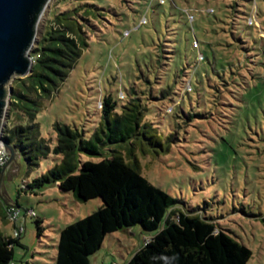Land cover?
Instances as JSON below:
<instances>
[{"label":"rangeland","instance_id":"rangeland-1","mask_svg":"<svg viewBox=\"0 0 264 264\" xmlns=\"http://www.w3.org/2000/svg\"><path fill=\"white\" fill-rule=\"evenodd\" d=\"M232 3L244 11L239 0H49L38 26L60 10L82 5L99 8L101 16L91 20L87 47L36 122L51 148L54 122L89 136L104 95L121 98V88L145 73L155 52L164 49L169 64L179 51L178 66L193 72L192 91L186 94L190 74L183 73L169 100H161L153 85L147 97L154 104L150 126L176 130L177 141L158 157L137 150L139 171L178 206L204 211L246 246L251 251L247 264H264V0H253L251 16L230 15ZM102 157L111 154L102 151ZM58 162L49 155L29 169L19 159L3 174L0 208L18 207L17 221L24 228L13 264H53L59 231L102 204L100 199L77 202L55 185L20 191L23 182ZM30 211L36 218L26 215ZM36 219L41 221L39 237ZM6 220L0 218V231L11 236L12 222ZM148 235L139 226L109 235L90 264H123Z\"/></svg>","mask_w":264,"mask_h":264},{"label":"trees","instance_id":"trees-1","mask_svg":"<svg viewBox=\"0 0 264 264\" xmlns=\"http://www.w3.org/2000/svg\"><path fill=\"white\" fill-rule=\"evenodd\" d=\"M239 2L244 11L236 9L234 2L230 15L251 16L253 0ZM99 10L93 5L60 10L38 26L29 51L30 74L12 81L4 113L2 139L16 150L17 160L22 159L32 169L49 155L59 158L44 174L30 183L23 182L20 191L34 193L55 185L62 192H70L77 202L100 199L102 203L96 211L59 231L53 264H90V257L102 247L107 236L135 226L150 235L123 264H247L251 251L246 246L218 228L204 211L178 206L176 200L139 171L137 150L142 155L158 157L168 153L177 141L176 130L150 126L154 104L147 97L153 85L158 87L161 100H169L183 73L190 74L186 94L192 91L193 72H184L183 65L178 66L179 51L174 52L176 56L169 64L164 62V49L155 52L149 57L145 73L135 77L127 88H121V98L104 95L98 122L89 136L84 130L59 122L52 124V148L41 136L36 116L54 99L76 66L87 47L91 20L101 16ZM140 86L147 89V94ZM106 150L110 158L102 157ZM82 156L99 160H84ZM3 209L5 214L10 211L9 207ZM0 218L6 220L1 211ZM14 225V229L19 227ZM40 225L41 221L36 219L38 237ZM21 235L6 236L0 231V264H13L14 247H22Z\"/></svg>","mask_w":264,"mask_h":264},{"label":"water","instance_id":"water-1","mask_svg":"<svg viewBox=\"0 0 264 264\" xmlns=\"http://www.w3.org/2000/svg\"><path fill=\"white\" fill-rule=\"evenodd\" d=\"M49 0H0V146L8 156L0 170V189L3 174L16 165V150L2 139L4 113L15 78L30 74L32 57L29 51L36 38L39 17ZM17 210L18 207L8 206Z\"/></svg>","mask_w":264,"mask_h":264},{"label":"built area","instance_id":"built-area-1","mask_svg":"<svg viewBox=\"0 0 264 264\" xmlns=\"http://www.w3.org/2000/svg\"><path fill=\"white\" fill-rule=\"evenodd\" d=\"M8 159L7 154L5 153L3 147L0 146V170L2 167L6 164ZM26 215H29L30 217H35L34 213L32 211L27 212ZM7 219L12 222V224H16L18 213L15 209H11L6 215ZM24 231V228L22 226L17 227L14 229L13 236L17 237L18 235H21Z\"/></svg>","mask_w":264,"mask_h":264},{"label":"crops","instance_id":"crops-1","mask_svg":"<svg viewBox=\"0 0 264 264\" xmlns=\"http://www.w3.org/2000/svg\"><path fill=\"white\" fill-rule=\"evenodd\" d=\"M2 178H3V177H2ZM5 207L8 208V206H5ZM9 208H10V207H9ZM0 211L2 212V215H5V210L3 209L2 205H1V209H0ZM18 217H19V216H18ZM18 217H17V219H18ZM5 221H7V220H5ZM16 225L21 226L20 223H19V221H16ZM12 226H13V229H14L15 225L12 224ZM125 230H128V231H129L130 229H125ZM6 236H9V235H6Z\"/></svg>","mask_w":264,"mask_h":264}]
</instances>
